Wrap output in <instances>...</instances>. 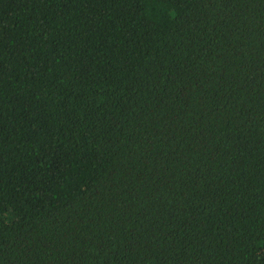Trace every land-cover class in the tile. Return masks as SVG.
I'll return each instance as SVG.
<instances>
[{"label":"trees","instance_id":"trees-1","mask_svg":"<svg viewBox=\"0 0 264 264\" xmlns=\"http://www.w3.org/2000/svg\"><path fill=\"white\" fill-rule=\"evenodd\" d=\"M0 264H264V0H0Z\"/></svg>","mask_w":264,"mask_h":264}]
</instances>
